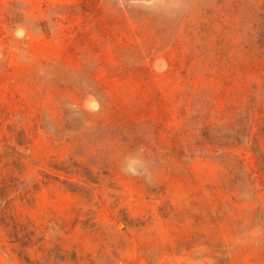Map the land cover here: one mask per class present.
I'll use <instances>...</instances> for the list:
<instances>
[{
    "label": "rangeland",
    "instance_id": "374dc122",
    "mask_svg": "<svg viewBox=\"0 0 264 264\" xmlns=\"http://www.w3.org/2000/svg\"><path fill=\"white\" fill-rule=\"evenodd\" d=\"M0 264H264V0H0Z\"/></svg>",
    "mask_w": 264,
    "mask_h": 264
},
{
    "label": "clouds",
    "instance_id": "9594fccd",
    "mask_svg": "<svg viewBox=\"0 0 264 264\" xmlns=\"http://www.w3.org/2000/svg\"><path fill=\"white\" fill-rule=\"evenodd\" d=\"M134 2H136V0H134ZM144 3L146 4H152L155 3V0H143ZM179 0H174V3H178ZM141 161L139 159H129L127 161V166L124 167L122 170L126 173V174H130V175H139V169L141 167Z\"/></svg>",
    "mask_w": 264,
    "mask_h": 264
}]
</instances>
